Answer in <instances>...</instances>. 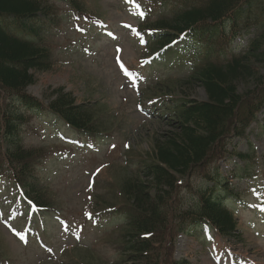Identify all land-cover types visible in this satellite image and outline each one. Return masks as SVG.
Instances as JSON below:
<instances>
[{"label": "rangeland", "instance_id": "1", "mask_svg": "<svg viewBox=\"0 0 264 264\" xmlns=\"http://www.w3.org/2000/svg\"><path fill=\"white\" fill-rule=\"evenodd\" d=\"M48 1L55 7L53 14L56 18L60 17L44 24V38L56 61L47 71H33L34 83L26 91L46 102L52 100V92L61 89L71 93L77 104L94 105L95 121L104 122L105 133L110 134V137L97 143L100 146L98 152L84 147L85 153H80L74 144L68 162L61 160L60 156L71 149V145L65 142L69 138L66 127L44 112L26 113L28 121L21 129V136L28 148L40 149L44 154L37 163L36 172L43 183V196L48 199L52 211H48V217L44 219V238L40 233L27 237L24 246V225L28 223L30 214L23 210L10 181L2 178L0 256L4 257L3 260L7 259L8 264H125L121 261L123 255L120 248V234L124 227L118 229L120 220L117 214L109 213V207H113L109 205L121 202L118 196L119 183L126 179L124 176L131 175L140 157L149 154L156 141H163L177 132L175 121L156 118L154 114L148 116L139 107L148 98L156 97V89H147L142 96L139 90L164 81L169 72L162 69L150 73L146 71L141 76V84L133 85V80L123 76L117 62H123L134 72L142 56L146 55L145 42H136L133 37H129L128 31L116 24L112 29L118 38L111 40L109 34L104 35L101 26L88 27L82 21H75L73 13L69 12L62 0ZM80 1L90 13L105 18L107 22L124 20L133 23V19L126 15L129 7L123 0ZM139 1L142 6L149 8L147 19L155 18L159 13L170 15L173 13L171 10L180 9L185 2L167 0L170 2L164 4L159 0L153 3L150 0ZM191 3L197 4L190 1L188 5ZM117 48L121 50L119 54ZM255 65L260 74H264V63L256 62ZM185 75L186 72L177 73L173 79ZM172 82L168 81L164 86ZM243 85L239 84V91ZM157 87L158 90L163 89V85ZM171 87H175L174 94L180 97L198 101L205 98L199 83H180L178 87L174 84ZM247 132L246 137L233 138L229 144L226 143L228 152L232 146H235L236 152L245 153L250 145L254 148L256 156L246 177L231 179L229 170L234 168L235 160L225 164L223 157L227 154L222 148L215 151L208 167L204 168V171L212 172L218 168L231 182L229 187L232 194L239 195L233 198L245 201L242 207L237 206L242 234L240 237L234 235L222 239L215 231H211V237L206 241L201 234H178L173 258H186L191 264H264V131L254 124ZM123 145L124 148L127 145L133 147V153L124 154ZM145 160L148 161V157ZM242 164L239 162V165ZM200 175H192L189 181L184 182V186L189 185L179 195V202L184 203V206L192 202V191L195 190L192 186L211 185L203 181ZM259 211L263 215L261 219H257L260 217ZM99 212L104 216L97 225L93 217ZM252 219L255 221L254 228L248 224ZM30 232L34 234L33 230ZM242 238L244 241L240 240Z\"/></svg>", "mask_w": 264, "mask_h": 264}, {"label": "trees", "instance_id": "2", "mask_svg": "<svg viewBox=\"0 0 264 264\" xmlns=\"http://www.w3.org/2000/svg\"><path fill=\"white\" fill-rule=\"evenodd\" d=\"M195 1L197 4L184 3L172 16L155 23L162 29L158 46L182 32H206L213 37L222 22L233 36L243 30L253 35L245 52L231 55L223 63L208 59L196 75L183 81L188 85L199 83L206 97L165 105L177 124V132L156 141L154 149L140 157L136 170L141 174H127V180L119 183L121 202L116 206L121 205L119 211L126 221L120 234L125 264H190L171 257L172 233L182 230L185 224L210 225L222 237L232 236L237 230L233 213L223 206L222 197L230 191L221 192L223 180L217 176L218 171L204 168L217 149L227 152L226 143L232 137L245 136L264 109V74L255 65L264 63V0ZM66 2L74 12H83L76 0ZM54 11L48 0H0V174H9L39 206L48 203L31 179V162L39 155L21 143L20 129L28 120L21 108L42 105L25 88L34 83L33 71H47L52 66V54L42 31L46 22L56 20ZM242 83L245 85L239 91ZM50 95L55 96L46 108L68 126L80 131L103 128L104 122L95 121V107L76 105L71 93L61 89ZM11 98H15L14 104ZM260 127L264 131V120ZM249 153L255 156L253 150ZM235 155L241 160L246 157L239 152ZM195 174H201L211 185L197 186L192 191V202L184 206L179 195L183 187L185 190L189 186L184 182Z\"/></svg>", "mask_w": 264, "mask_h": 264}, {"label": "snow or ice", "instance_id": "3", "mask_svg": "<svg viewBox=\"0 0 264 264\" xmlns=\"http://www.w3.org/2000/svg\"><path fill=\"white\" fill-rule=\"evenodd\" d=\"M143 42V41H142ZM86 215H88L87 213H86Z\"/></svg>", "mask_w": 264, "mask_h": 264}]
</instances>
